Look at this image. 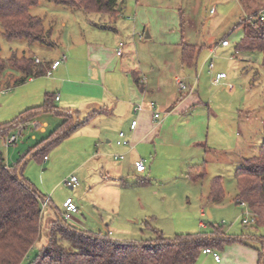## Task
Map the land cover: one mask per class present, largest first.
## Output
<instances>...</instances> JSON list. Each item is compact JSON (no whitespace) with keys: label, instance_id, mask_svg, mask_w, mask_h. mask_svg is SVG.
Returning <instances> with one entry per match:
<instances>
[{"label":"rangeland","instance_id":"1","mask_svg":"<svg viewBox=\"0 0 264 264\" xmlns=\"http://www.w3.org/2000/svg\"><path fill=\"white\" fill-rule=\"evenodd\" d=\"M119 3V15L110 20L102 13H86L51 0H38L36 5L30 7L29 12L40 17L45 30L50 31L48 42L30 43L24 39L7 41L0 32V56L4 59L13 54L17 57H30L36 53L46 59L52 58L57 55L59 43L62 41L78 42L85 38L105 35V32L92 34V25L95 28L100 24L116 26L118 32H107V35H115L116 39H121L124 43L121 47L122 57L133 60V68L141 69L144 76L151 80L159 75L164 82L170 83V61L177 57V43L184 40L197 44L201 46L197 71L199 88L194 94L199 95L202 104L201 108L193 111L196 115V129L192 130L191 134H186L189 133L188 130L178 126L174 136L164 137L162 143L156 144L155 150L152 147L148 152L141 148L140 159L144 161L146 170L135 174L147 177L146 182L139 181V177L131 174L123 180L114 176L105 178L101 175L104 173L101 169L94 173L95 170L88 168L91 173L90 182L83 180V174L73 170L76 163L74 161L78 155L82 156L78 147L85 146L89 141L82 138L83 134L76 131L74 133L75 129L46 150L47 157L56 156V164L45 165L41 156L33 157L26 162L23 175H27L42 195L51 198L52 204L60 213L64 210L63 199L67 195L73 198L78 204L79 213L72 214L67 221L69 224L77 225L78 219L94 233H106L111 230L112 235L109 237L113 239L120 236L123 241H135L152 236L142 227L143 219H149L141 217V214L156 215L158 223L165 225L162 232L167 238H174L176 233L209 234L214 227L232 237H257L258 233L250 222L242 223L245 218L250 220V215L246 213L248 208L234 201L237 192L234 171L243 164L245 158L255 155L261 144L264 122L263 57L258 51H236L235 45L244 29L243 26L237 25L239 19H248V16L255 14L264 5V0H119ZM62 18L68 20L66 26L61 25ZM135 22L138 24L136 27L132 26ZM146 32L149 37H145ZM95 39H100V36ZM223 39L229 41L228 47L220 46L219 43ZM110 42L111 39L108 38L106 43L109 46ZM213 47L216 48L210 58V49ZM46 51L50 54L43 55L42 52ZM210 59L214 63L212 70L208 69ZM220 71L226 74V78L222 80L223 84H211L210 79ZM10 73L13 71L7 67L4 77ZM193 75L195 76L196 72L191 74ZM113 79L121 81L117 76ZM227 84L232 85V90L227 89ZM2 89L0 88V124L5 125L19 115L17 110L21 105L24 90L21 87ZM189 116H192V113ZM36 120L41 124L47 121L50 132L61 118L52 113H41ZM31 130L35 131L33 133L36 136H40L38 128L32 129L29 126L18 136L16 145L9 146H6L5 140L9 135L16 133L15 128L0 133V159L4 163L14 153L15 148L18 147L20 152L26 154L32 147L34 141L30 138ZM61 134L62 132L53 139ZM17 158L18 152H15L14 159L10 162L14 163ZM193 164H197L200 167L199 172L202 170L204 173L196 182L185 174L186 170H190V174L195 172L194 167L190 168ZM71 172H74L79 183L72 189L63 184V180L72 175ZM217 176L222 178L224 198L216 205H207L205 196L211 180ZM184 183L186 187L183 186ZM201 207L205 208L203 217L198 215ZM50 209V206L46 209L42 206L43 226L50 217H55V213ZM207 211L211 215L210 218ZM48 212L52 215L47 216ZM137 220L139 223H135ZM197 220L205 222L206 228L193 229ZM118 221H131V233L124 237L119 235L122 234L121 230L117 231L112 227V224ZM106 225L108 227H105ZM178 225L180 226L176 227ZM258 231L262 233L261 230ZM43 239L42 237L40 242L28 251L20 264H27L35 256ZM229 245L233 247L234 243ZM226 246L214 250L222 257L221 264H230L224 261V258H227ZM195 264L216 263L212 255L200 254Z\"/></svg>","mask_w":264,"mask_h":264},{"label":"trees","instance_id":"2","mask_svg":"<svg viewBox=\"0 0 264 264\" xmlns=\"http://www.w3.org/2000/svg\"><path fill=\"white\" fill-rule=\"evenodd\" d=\"M51 1L86 13H102L110 20L116 19L121 11L119 0ZM37 3L38 0H0V32L7 41L24 39L30 43L48 42L50 31L45 30L40 17L29 12L30 7ZM237 25L243 26L244 29L235 50L260 52L264 67V22L252 26L240 18ZM200 49L201 46L198 45L184 44L181 52L182 62L187 66L195 64ZM7 67H10L13 73L4 77ZM47 68L48 62L36 63L31 56L17 57L13 54L6 59L0 56V88L16 87L29 78L44 76ZM135 81L138 83L137 77ZM51 99L52 95L46 93L40 106L28 108L11 122L0 124V133L15 128L20 122L30 120L42 109L51 110ZM55 112L63 115V120L54 130L37 139L25 157L30 156L31 159L41 156L43 159L48 148L83 123H72L75 113ZM61 132L59 137L53 139ZM24 156L15 165H6L0 159V264H20L42 237L43 243L27 264H195L205 248L217 250L237 242L249 245L251 240L245 235L228 236L218 227H214L209 234H176L174 238H167L145 221V228L152 233L151 238L120 241L110 238L109 233H93L69 224L59 210L55 212V217L50 218L43 226L41 201L45 196L23 176L26 162L19 169ZM198 174L193 179H200L204 173L201 170ZM234 178L237 188L234 201L245 202L253 216L251 225L262 231L255 250L257 264H264V122L257 153L244 159L243 164L235 169ZM223 198L222 178L214 177L209 185L207 201L220 202Z\"/></svg>","mask_w":264,"mask_h":264},{"label":"crops","instance_id":"3","mask_svg":"<svg viewBox=\"0 0 264 264\" xmlns=\"http://www.w3.org/2000/svg\"><path fill=\"white\" fill-rule=\"evenodd\" d=\"M67 21L68 20H64V18H62L61 25L66 26L68 24ZM99 26H101V28ZM132 26L136 27L138 24L135 22L132 24ZM90 28L92 34H104L105 32V35H99L100 39H95L99 36L93 35L94 37L91 39L85 38V40H80L78 42L62 41L59 43L60 49L57 55L53 56L52 58L46 59L45 56H38L36 53L31 55V57H37L42 61L48 62L49 66L52 61L59 59L62 55H65V60H63L55 69H53L50 75L29 78L25 83L19 86L10 87H21L24 90L21 99V105L18 107L17 111L20 114L28 108L40 106L44 101L45 94L50 93L52 95L51 104L53 108L51 110H40V112H38L33 118H30L29 121L38 122L36 119L41 113H52L61 118V122L64 116L57 114L55 111H59L60 113H75L74 115L77 117L76 122L78 121L83 123L76 127H80L81 129L76 130L75 128L73 132L75 133L76 131L79 134H83L84 137L82 138H86L89 141V143H84L85 146L78 147L80 153H82V156L80 157V155H78L74 161L76 163L74 164L73 170L83 174V180H88L90 182L89 178L91 177V173L88 172L90 169H93V171L95 170L94 173H97V171L101 169V171H104V173L102 172L101 175H103L105 178L114 176L123 180V178L126 176L136 175V177L140 178L139 181L146 182L147 177H142L138 174H135L143 172H136L134 169V162L141 158L139 152L141 151V148L148 152L149 149H152V147L155 150L156 144L164 141V137L169 138L174 136L173 133L175 128H178V126L183 130L187 129L189 133L186 134H191V132L196 129V115L194 110L201 108L202 104V102H200L199 95L194 94V92H197L196 89L199 88V75L197 72L198 56L196 57L195 64L192 66H187L182 62L181 52L182 46L184 44H197L187 43L184 42V40H181V42L177 43V57L170 61V66L172 67L171 82L169 80L170 83H166L159 75L152 80L151 78L144 76L141 69L133 68V60H128L122 57V51L120 54L117 53L118 44L121 43L123 46L124 43L121 42V39H116L115 35H113V37L107 35V32H118L116 26L111 27L100 24L96 28L93 25ZM108 38L111 39V46L106 43ZM114 42L115 44L113 46ZM215 48L216 47H213L211 49H214L215 51ZM211 49L210 58H212V54L214 53H212ZM42 53L45 55L49 53V51ZM203 61L200 62V68ZM210 64H213L214 69V63L211 61V59L208 63V69ZM193 72H196L195 76H191ZM116 76L117 78H120L121 81L113 79L116 78ZM135 77L138 78V83L135 81ZM177 80L183 81L185 86L179 87L177 85ZM210 82L212 84V79H210ZM220 83L223 84L222 80ZM229 85L231 84H227V89L232 90V88L228 87ZM121 87H123L122 90ZM10 88L3 90H10ZM56 97L58 98L56 99ZM151 102L155 103L156 112L160 113L159 118L157 119L153 117L154 111L151 108ZM137 104L141 106V110L134 112L133 108ZM92 112H94V114L90 115ZM190 113H192V116H189ZM133 120L137 121V125L135 129L132 130L130 128V124ZM60 122L58 124H60ZM48 127V122L43 121L40 129L38 128L40 136H36V134L33 133L35 131L31 130L32 133L30 134V138L35 142L37 139L45 136L49 133ZM198 129L199 126L197 131ZM120 131L124 133V138L128 142L125 145L117 143V140L119 139L118 133ZM100 139H102V141H100ZM14 145H16V142ZM75 151L76 154H78V151ZM15 152H18V158L14 163H11L10 161H13ZM24 155L25 154L20 152L19 148L17 147L14 149V153L8 157V160L5 164L15 165ZM115 155H122V161H113L119 159H115ZM111 157L113 159H111ZM25 160L26 157L23 161ZM42 162L45 165L51 164L52 166L56 164V156L53 158L47 157L45 160L42 159ZM193 167V171L195 172L190 174V170H186L185 174L189 175L187 176L189 179L196 182L199 179L195 180L193 177L199 175V170L197 169L199 166H197V164H193L190 168ZM87 168L89 170H87ZM71 173L74 175V172ZM23 176L28 179L26 174ZM98 178L102 179V177ZM56 183L58 184L59 180ZM183 186L186 187V184L184 183ZM114 187L118 188L117 186ZM67 197L71 196L67 195L63 201ZM45 199H48V204L44 207V209L50 206V211L53 210V213H55L58 209L52 204L51 198L45 197L43 201ZM204 200L206 201L207 205H216L221 202H208L207 195L205 196ZM78 211L76 212L77 214L79 213ZM199 211L200 212H198V215L203 217L205 215V208L201 207ZM46 215L50 216L52 213L48 212ZM207 215L210 218L211 215L209 211H207ZM141 217L149 219H143L142 227L145 230H148L150 234H152L151 231L145 228V221L161 232L164 231L165 225L158 223L156 215L141 214ZM76 221L77 226L86 230L90 229L84 226L80 220L76 219ZM131 223V221L126 223L118 221L116 224H112V227H114L117 231L121 230L120 233L122 234L119 235L124 237L126 234L128 235L131 233ZM135 223H139V220L135 221ZM194 223L195 225L193 224V229L206 228V224L202 220H197ZM179 226L180 225L176 227ZM105 227L108 226L106 225ZM256 231L258 233L257 237L250 235L248 236L251 238V240H249V245L251 246L238 242L234 243L233 247L227 245V253H225L227 258H224V261L227 263L229 262L230 264H257V252L255 247L259 245L258 242L261 232L258 230ZM91 232L94 233V231ZM106 233L112 235L111 230H107ZM117 237L118 238H115V240L123 241L121 240L120 236ZM148 237L151 238L152 236ZM203 255L208 254L203 253ZM222 261L223 259L221 256L218 262L214 260L216 264H221Z\"/></svg>","mask_w":264,"mask_h":264},{"label":"built area","instance_id":"4","mask_svg":"<svg viewBox=\"0 0 264 264\" xmlns=\"http://www.w3.org/2000/svg\"><path fill=\"white\" fill-rule=\"evenodd\" d=\"M212 12H213V9L210 10V13H212ZM245 20L252 26H256L258 23L264 22V5L259 10H257V12L255 14H253L252 16H248V19H245ZM139 38H141V35H139ZM229 44L230 43H229V41L227 39H223L221 41V43H220V45L223 46V47L229 46ZM121 46H122V44L119 43L118 44V51H117L118 54H120V52H121ZM213 52H214V49L212 50V53ZM34 59H35L36 63L43 62L41 59H39L37 57H35ZM63 60H65V55H62L59 59L52 61V63L50 64L49 68H47L45 75H50L51 71L53 69H55ZM209 69L210 70L213 69V64L209 65ZM224 78H226V74L224 72L216 73L214 75V77L212 78V84L213 85H217ZM177 85L179 87H184L185 86L184 82L181 81V80H177ZM228 87L232 88L231 85H229ZM57 98L58 97H56V99ZM150 105H151V108L154 111L153 117L155 119L159 118L160 113L156 112L155 103L151 102ZM133 110H134V112H138V111L141 110V106L139 104H137L133 108ZM136 125H137V121L133 120L131 122V124H130V128L133 130V129H135ZM28 126H31L32 128H35V129L36 128L40 129L41 124H39L36 121H29V120L18 123L16 125V127H15L16 133H13V134L9 135L6 138V140H5L6 146L14 145L16 140L18 139V136L21 135L22 131ZM118 137H119V139L117 140L118 144L125 145V144L128 143L126 141V139L124 138V133L122 131H120L118 133ZM46 158H47V156H44L43 159L45 160ZM114 158L115 159H118V158L121 159V158H123V156L122 155H115ZM134 169H135L136 172H144L145 169H146L144 161L142 159L136 160L134 162ZM63 184L65 186L70 187V188H74V187L78 186L79 183H78V179H77V177L75 175H70V176L66 177L63 180ZM42 204H43L42 206L45 207V205L48 204V199H45ZM240 204L247 207V205L243 201H241ZM62 208L64 209L63 212H62V215L67 220L71 218L73 213H76L78 211L77 204L74 202V200L71 197H67L63 201ZM247 210L248 211L246 213L250 215V220L245 218V219L242 220V223H249L250 222V224H252L253 221H254L252 213H251V211L249 209H247ZM202 253H204V254H212L214 260L217 261V262L220 260V256L217 253H215V251L213 249L205 248V249L202 250Z\"/></svg>","mask_w":264,"mask_h":264},{"label":"water","instance_id":"5","mask_svg":"<svg viewBox=\"0 0 264 264\" xmlns=\"http://www.w3.org/2000/svg\"><path fill=\"white\" fill-rule=\"evenodd\" d=\"M119 8H120V6H119ZM145 37H149L148 32L145 33ZM76 120H77V117H76L75 115H73V123H75ZM69 128H70V127H69ZM69 128H68V129H69ZM58 137H59V136H58ZM28 159H30V156H28V157L26 158V160L22 162V164L20 165L19 169L23 166V164H24ZM18 172H19V171H18ZM17 175H18V177H20L19 173H18Z\"/></svg>","mask_w":264,"mask_h":264}]
</instances>
